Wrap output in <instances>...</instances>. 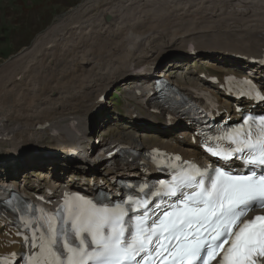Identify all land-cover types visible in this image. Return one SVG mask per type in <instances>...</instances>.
<instances>
[{
    "label": "bare ground",
    "instance_id": "obj_1",
    "mask_svg": "<svg viewBox=\"0 0 264 264\" xmlns=\"http://www.w3.org/2000/svg\"><path fill=\"white\" fill-rule=\"evenodd\" d=\"M175 1L93 0L89 1L87 10L95 8L94 13L84 11L81 15H76L78 18L74 17L75 28L71 26V29L74 28L79 41L70 43L54 40L52 36H48L54 25L38 34L31 45L33 49L27 52L42 51V57L35 63H30L31 66L29 64L28 80L23 77L8 83L9 68L6 65L1 68L0 142L6 140L15 143L17 146L13 148L20 151L19 149L22 147L26 149L32 142H43L44 146L47 144L58 149L57 141L62 143L63 152H68L67 144L74 141V138H79L68 136L67 130L70 131L68 123L76 120L81 128L84 120L91 116V111L98 107L96 99L117 80H124V83L121 82L123 84L130 83L125 88V94L128 96L127 108L134 105L135 108L149 110L147 105L152 102L151 96L149 94L135 96L138 88L147 81L136 80L130 74V67L147 65L152 71L154 67H158L157 62L163 56L177 59L189 57L181 53L189 42H194L195 47L201 50V55H206L207 50L211 48L214 50L233 48L237 53L256 56L264 52V13L253 10L248 0H190L187 4H184L186 1L183 3L184 9L179 2L172 4ZM151 5L154 7H150ZM154 8L164 16L161 18L153 16ZM174 46L177 48L172 53L159 55L163 50ZM25 64L28 66L27 62ZM19 65L20 63L16 64L18 67ZM251 70L256 71V68L251 67ZM218 72L221 73V78L226 75L225 71ZM181 82L189 81L186 77L174 80V83L183 86L191 99L195 101L200 99L199 90L193 92L191 91L193 85ZM150 90L152 91V88L148 91ZM165 111V108L159 107L160 114H164ZM159 118L156 116L148 119L157 122ZM45 123L46 125L41 127ZM53 129H58L62 135L55 138L49 136ZM158 130L150 131L163 133V130ZM138 131L130 133L131 139L124 131H118L115 137L104 139L96 151L101 147L110 150L112 148L107 146L111 144H114L113 147L126 144L137 151L150 145H160L183 152L186 156L197 153L191 146L186 145L182 148L179 144H173L171 140L148 144L141 139L139 143ZM175 133L185 134L182 131ZM133 142L136 145L132 146ZM9 154L14 157L16 152L10 149ZM25 154L26 151L21 155ZM90 155L86 153L88 158L98 163L100 155L96 156V152L95 156ZM29 159L33 158L29 156ZM25 160L28 162L27 158ZM64 167L65 174L72 173L69 161H64ZM121 169L122 171H118L115 167L105 166V173L109 176H106L104 181L108 186L113 185L114 175L125 173V170L129 169V164H122ZM133 174L139 175L137 172ZM54 182L52 185L61 190L75 191L68 185L64 186L63 182L58 180ZM10 187L16 188L15 181L0 182V197L4 196ZM1 214L0 207V216ZM2 221L4 220L0 219V252H6L10 248L15 249L16 246H10L14 239L13 232L8 224L1 225Z\"/></svg>",
    "mask_w": 264,
    "mask_h": 264
},
{
    "label": "snow or ice",
    "instance_id": "obj_2",
    "mask_svg": "<svg viewBox=\"0 0 264 264\" xmlns=\"http://www.w3.org/2000/svg\"><path fill=\"white\" fill-rule=\"evenodd\" d=\"M256 91L246 95L255 98ZM202 146L248 171L182 166L159 187L142 185L146 198L130 209L139 214L128 220L129 210L119 206L73 201L63 231L45 219L42 260L30 264H210L216 257L217 264H264V215L244 219L264 208V117L245 118L222 135L205 137Z\"/></svg>",
    "mask_w": 264,
    "mask_h": 264
},
{
    "label": "rangeland",
    "instance_id": "obj_3",
    "mask_svg": "<svg viewBox=\"0 0 264 264\" xmlns=\"http://www.w3.org/2000/svg\"><path fill=\"white\" fill-rule=\"evenodd\" d=\"M89 1L93 0H0V71L1 68L5 67V65L7 68H9L8 83H10L12 80L21 79L23 77L28 80L29 64L35 63L37 60H39L42 57V51L41 53H28L27 51L33 49L31 48V45L35 37L38 34L48 30L53 25V31H50L48 36H52L54 40H59L62 42L67 41L70 43L79 41V36L74 33L75 23L73 20L78 18L76 17V15H81V13H84V11L90 12L91 14L96 11L95 8H92L89 11L87 10V7L89 6ZM188 1L190 0H176L172 4L179 2L180 4H182L181 7L184 9V4H187ZM249 1V3L254 9L257 10L258 8H260L264 10V0ZM150 7L154 6L151 5ZM161 9L162 11H164L163 8ZM157 10L158 9L155 10L154 8L153 16H160L159 18L163 17L164 15H160ZM56 25L57 27L55 28ZM71 26L74 27H72L73 30L71 29ZM60 27L62 28V30ZM71 37H73L74 40ZM32 47L35 48V46ZM176 48L177 46H174L171 49L168 47L167 49L163 50L159 55L163 56L166 54H170ZM15 61L17 63H20L19 67L16 66L17 63ZM165 61L167 62L165 63ZM26 62L28 66H26ZM209 62L217 64V62L215 61L208 60L207 56H199L197 58L188 57V59H186L185 61L167 56L164 58L162 64L159 65V68H162L161 72H165V74L168 76L172 75L174 78L178 76L181 78L186 77V79L190 82H197L199 81L197 78L198 73L200 71H203V66L208 64ZM244 68H247V66H245ZM22 69L23 72H21ZM9 77L12 78L9 79ZM22 81L23 80H21V82ZM123 81L124 80L115 81L107 90L105 109L103 113L99 115L100 123L98 124V129H95L94 132V136L97 140H99L101 137L107 138L110 135L116 133L118 130L128 126L127 122L124 120L123 117L127 97L125 94V88L123 87ZM113 86L118 89L116 93L114 92V89H112ZM114 93L120 98L119 102H114L116 98H111ZM96 119H93L94 123ZM123 131L134 132V130L132 129H127ZM97 135L99 136L97 137ZM30 140H32V138H30ZM88 141H92V139L89 138ZM96 148L97 146H95V149ZM90 154L93 155V152ZM22 164L23 166L26 164L24 163V159L22 160ZM47 164L48 161L44 159L41 162V165H30L28 166L27 170H21L20 161H13L0 155V175H18L17 178L19 179V184L26 186L27 184H31L32 180H36L41 174H43L44 178L49 177V173H51V169L53 168V163H51L50 165ZM12 166H14V168L9 169ZM23 171L25 173L24 175H21ZM69 179H71L70 175L65 178L67 182L69 181ZM43 181H48V178L44 179Z\"/></svg>",
    "mask_w": 264,
    "mask_h": 264
}]
</instances>
